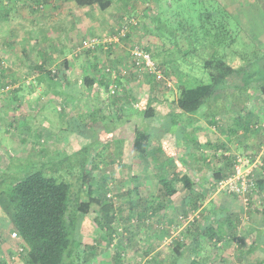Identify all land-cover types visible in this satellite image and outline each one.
<instances>
[{
	"label": "rangeland",
	"instance_id": "1",
	"mask_svg": "<svg viewBox=\"0 0 264 264\" xmlns=\"http://www.w3.org/2000/svg\"><path fill=\"white\" fill-rule=\"evenodd\" d=\"M126 1L127 0H112L111 4L109 5L111 7H109V10L105 11L107 15L102 16L104 19L100 18L105 22V31L100 30L101 33H98V35H86V37L79 40V44V41L75 42L74 46L80 47V49L76 48L75 52L74 50L71 51L72 49L69 52L67 48H65L66 50L62 48V45L64 43L60 41L61 33L64 32L63 28H65L63 26L67 25L60 21V19L57 20L56 16L60 15V18H63L66 12L61 11L60 14L55 13L56 11L52 10L51 15L45 16V20L43 22L46 30L49 32L48 35H44L41 30L35 27V25L34 27H26L24 25V21L22 20H20L21 24L19 25H15L16 23L11 25V21H9L11 20V16L9 15H11L12 13H8V16H6L7 18L4 16V13H0V71H2V69H5L3 68L4 65L8 66V68H11L9 69L11 71V80H13V77L15 76L16 81L21 86L19 90L22 94H24V98L25 95L28 94L27 105L24 106L22 104L21 106H19L17 109V113L19 114L15 116V114L13 113L12 115L8 113L9 111H13V108H10L8 103V101L10 100L8 98L12 93V90L9 89L11 87L7 89L8 91H0V194H5L10 190L12 185L19 178L23 177L25 174L29 173L32 170L39 169L42 166V170L45 173H53L59 179L61 175V177L65 178L64 180H70L73 184L74 191H76L77 186H79L81 183L80 178L78 177L80 167L79 160H82L85 157H89L88 159L95 158V152L93 151L96 150L97 144L96 132L103 127L107 129V126H118V128H120L123 123V117L121 116L119 118H116L115 116H106L104 117L106 119H98V122L95 121L91 126H87L89 117L85 116L84 111H79L70 104L63 105V102L60 98V85L57 88L53 84L46 83L45 79H43V81L39 84L37 79L38 77H40V75H38L40 71L39 69L45 67L43 65V62H41L42 58L39 55L40 50L44 51L45 48H48V51L54 50V53L52 52L51 57L49 55H45L50 57L47 63H50V60L52 61V64L48 67L53 71L57 69L56 66L58 64V61L60 63V60H63V57L65 58L67 56L69 60L73 61L72 65L76 66V72L75 70L74 72L77 74L80 71L79 63L80 66L83 63L79 60V57L84 61H87V59L89 61H92L93 57L96 56L100 58L99 66H103L102 71L105 72L106 65H111V62H113L111 53H108L106 45L109 44L110 46H112L111 44L113 43H121L124 46L123 48L118 49V52L122 55L121 50H123L124 48L126 50H123V57L117 61V64L114 65V71L117 76L115 83L118 87L117 92L115 93V95H113L114 98H116V96H125L126 93L130 92L132 95L138 98H145L146 95L153 94L156 97L158 96L159 99L160 97L164 96L166 99L170 97L175 100L178 94L179 87H194L201 83H207L210 81L208 70L203 67L202 62L208 56V52H210L212 48L215 49L216 46L211 44L212 38L210 36L204 35L206 39H203V27H201V19L204 18H200L201 15H204L205 10L209 5L213 4L216 7L217 3L219 6L225 8L232 16L231 18H234L235 22L238 23L241 27V30L238 34L239 38L236 39V42L231 46V48L221 49L222 52L226 54H229L231 52L234 53L243 49V45L245 43L250 45L255 44L259 47L264 46V4L256 2L255 0H143L144 3L149 4L147 5L148 7L146 6V8L140 12L138 11L141 5L140 0H129L128 7L126 6L127 4H123ZM63 2H74V0H64ZM55 4L57 5L58 2ZM95 6V8L99 12V15H102L103 12L98 9L99 6ZM160 11L161 15L163 17H166L165 21L159 25V29L162 30L161 35L163 34L164 36H162V39H153L152 32H154L155 27H153L152 25V18ZM117 13H119V15L121 13L123 14L118 16ZM131 14L134 16L136 15V17L134 18L137 20V22L136 20L132 19L129 25H134L132 28L135 29L137 27L136 25L140 23V30L136 31L137 36L134 38L133 36H130L131 38L125 39L126 41L124 43V39H118L116 41H106L107 39L114 36V34H116L114 33V28L116 26H119L122 22H125L127 17ZM150 16L151 18H148ZM54 21L60 23V31L56 32L57 35L55 37L57 38V40H59V44L57 47L53 46L54 40H52L48 44V37L51 36V31L55 30L56 26L47 24ZM191 29L195 30V32L191 33ZM31 30V35H33V37H29V33ZM158 34H160V32H158ZM45 37H47V40L42 39ZM180 38H190L192 39V43L186 45L185 48H177L178 40ZM194 38L195 41H193ZM90 39L95 40V42L93 43L94 46L86 47L90 43ZM201 40L204 42L203 45L201 44ZM172 43L173 46L177 48L175 50L176 54L180 49L182 50L179 51L180 55H186L187 50L190 52L184 58L176 60L174 54L172 53ZM132 45H138L139 47L143 45L145 47L147 46L151 51L155 62L158 63V66L162 70H165L164 75L171 81L166 82V80L158 79L157 77H155V75L148 73L144 69H141L142 67L140 69L136 67V63H134L135 58L130 53ZM90 48L91 50H89ZM194 48L196 49L192 51ZM160 50V60H162L163 62H159V56L157 57L156 55V51ZM202 53L204 55H202ZM38 63H42L40 67H38ZM84 65L86 67L85 69L89 70V64H86V62H84L82 66ZM6 73L8 74L9 71H7ZM87 73H89V71ZM7 79V76L2 78V82L0 85V87L4 85L2 89L5 88V85H14L8 84L9 81ZM58 80L59 78L57 79L56 84ZM128 86H130L131 89H127ZM230 90L234 89L231 88L229 89V91ZM100 92L102 100L105 99L106 102L110 105L113 101L111 95H106L107 89L106 91H104V89L101 88ZM99 101H101L100 96ZM4 112L7 113V115L3 114ZM26 112H29V114L31 113V116H24ZM263 113L264 106L262 114ZM77 114H79L80 116H71ZM226 116L231 115L227 114ZM181 117L183 116H180L179 119ZM207 117L210 118L211 116H204V119ZM110 119L111 121H109ZM175 119H178V117H176ZM181 119L182 120L178 124L180 131L175 135L177 136L178 140L183 141L184 138V142L190 143L186 146H189L188 149L191 147L189 150L192 151L193 156H190L187 159L192 164L202 165L206 155H204L205 153L202 154V152L200 151L202 149L195 146L194 142H198L201 145V140L203 139L200 137L199 132H196L195 130L191 132L189 129L193 128V124L195 123V121H189L190 119H194L187 118V116ZM262 119L264 121V116H262ZM148 120L149 119H146V121ZM225 121L226 119H224V121L220 120V122ZM214 122L216 126V119ZM148 123L151 130H149V132L151 133V137H155L157 139V141L152 144L153 146H151V148L156 150L154 147L163 148L164 146V148L168 147L172 149V147H169L168 143L164 142L163 140H160L159 146L155 145L159 141V134L161 135V130H163L162 126L157 125L155 119H151L149 122H145L144 128L143 126H139V120L137 121L136 125H138L139 129L143 130L146 129ZM169 123L172 126L174 124V121L170 119ZM220 127L218 128L220 129ZM133 131L134 127L131 126L129 129V139L133 137ZM185 131H187L188 133H185ZM206 133H208V131H206ZM221 134L223 135V133ZM154 140L155 139H153V141ZM263 142L264 138H262V136L259 139L256 136H253L251 148L242 152L251 153V151L253 150H259L257 151L258 153L261 151V148L264 151ZM83 146L85 147L84 150L82 152L78 151L80 147ZM89 148L91 151L89 150ZM184 148L185 147H183L182 149ZM207 151L209 152V150ZM177 153L183 154L182 152H180V150L177 151ZM244 153H241L240 155ZM107 154L108 155H106V157H103V159L105 158V160L100 158V155L98 156L100 159L96 157L95 163L94 161H91L87 162V165L91 164L92 168H90L92 170V178L90 180V183L94 187V195L100 196L101 198H103L104 195L106 199L110 200L115 211L116 219L124 224L123 226L119 223L116 226L122 228L120 232L116 229L118 231L117 234L126 232L124 230L125 227L129 232V227L132 228L133 225H136L135 223H138L139 227H141V219L139 215L142 209L149 217L148 219H151L152 222H155V227L160 226L161 224H158L159 222L167 220L165 217H163L164 214L159 217L160 215L158 212L162 211V209L158 208L159 211H156V214L155 212H152L151 209L147 210L145 208H147L148 205L152 202L158 204V200L160 199H157V196H159V194L161 193V187L158 182V178L160 175L165 174L167 171H171L169 169V166L171 164L167 165L164 161V153H151L146 156H141L140 160L142 162L139 163V167L130 169L121 167L120 164L115 165L113 163L112 159L115 160L116 158H118L117 155L119 154L114 144L112 145V149L107 151ZM62 156L68 159L60 162V164H53ZM122 156L123 154L121 152V157ZM183 156H185V154L177 157L180 161H182L184 159ZM127 157H129V155H127ZM97 158L99 162L97 161ZM7 159L8 163L4 165V161H7ZM75 159H78V162L74 163ZM171 161L174 160L171 159ZM99 163H101V166L99 165ZM147 164H150L149 167L144 168V165ZM57 166L59 167L57 168ZM74 166H78V168ZM194 174L195 172L193 170H190L189 174L186 173V180H195L197 175ZM182 180L184 181V178L181 179V181ZM212 180L214 182L215 179L212 178ZM202 188L204 193L203 198L199 200L201 201L200 206L204 202V198H208L211 196L216 197V193L221 192L210 185L206 186V188H204L203 185ZM134 190H137V205L134 207V209H132V207H130V205L128 204L129 197L127 192H134ZM188 191V189L182 187L181 190L175 195V198H177V200L169 210L177 209L175 205H181V196ZM192 191L197 192L196 189H193ZM83 194L84 195L81 194L79 200L87 199L85 190H83ZM133 196H135V192ZM235 198L232 199L234 200ZM218 200L219 199L216 200L217 203H219ZM236 202L237 210H240V212H242L243 214L244 219H246L249 216L248 208H245L243 206L244 204L241 205L239 201ZM130 212L132 215L128 216ZM183 212H185V210L180 206V208L177 209L178 216H176L175 221L171 225L169 223V226L166 229L163 228L162 230V228L159 227L160 231L164 233V231L167 230V236L171 235L174 230H177L180 227H185V230L187 231L192 227L191 224L196 223V221L200 220V215L198 214L197 218V215L194 216L193 211L190 209L186 211V213L189 212L188 214H183ZM253 217L256 220L257 218H259V214L255 212L253 214ZM90 219V225L92 226L91 231H96L97 233H99L100 237L102 236L105 238L104 234H108L107 229L104 227V231L101 232L99 228L103 226H101L100 223H97L95 221L93 222L92 217H90ZM186 222L188 223L184 226V223ZM239 222L238 223L243 227L242 220H240ZM2 224L8 225L7 229H4L3 233H6L5 240L6 242H10L9 245L11 251L14 253H21L18 251L20 243H18L15 239L10 238V231L12 230V228L8 223L6 224L4 220L1 221L0 225ZM242 227L240 228L242 229ZM152 229L156 233V235H158L157 232L159 230H157L156 228ZM134 230L135 229L132 230L133 233ZM242 235L244 234L242 233ZM135 237H133V240H131L130 242L131 247L133 248L130 247L131 250H128L124 253V255L128 257L127 260L130 259L129 255H131V251H133L134 253L137 252L136 248L134 247L138 239H136ZM184 237L185 235L182 233L179 237L181 242H184ZM139 240L141 241V245L144 246V242L142 241L143 239L140 238ZM118 241L120 242L119 244H121V242H123V238H120ZM232 241L228 242V240H226L225 243L227 245H231ZM175 244L176 242L173 243V245ZM116 245L117 243L115 244V246ZM138 249L141 248L138 247ZM217 249L218 248H216V255L218 257H223L225 255L231 258L232 256L236 255L234 249L232 248L226 247L221 249L219 252L217 251ZM208 252L209 255L212 256L213 254L211 253L215 252V250L209 248ZM1 255L2 253L0 252V256ZM24 255L25 254H23V256ZM85 263L86 262H84V264ZM69 264H74L73 259H70ZM125 264H131V262L128 261Z\"/></svg>",
	"mask_w": 264,
	"mask_h": 264
},
{
	"label": "trees",
	"instance_id": "2",
	"mask_svg": "<svg viewBox=\"0 0 264 264\" xmlns=\"http://www.w3.org/2000/svg\"><path fill=\"white\" fill-rule=\"evenodd\" d=\"M60 1L63 2L64 0ZM74 1L80 6L96 4L100 9L109 7L112 2V0ZM140 1L141 5L138 9L139 12L144 10L149 4L144 3L143 0ZM255 1L264 4V0ZM41 2H43V0H34L31 4H27V7L31 12L41 14L44 11V7L39 9L32 7V5L40 4ZM128 3L129 0L123 4H127L126 6L128 7ZM208 7L206 8L204 15H201L200 18H204L201 19L203 39H206L204 35L210 36L212 38L211 44L216 46L215 49L212 48V50L208 52V56L202 62L203 67L208 70L210 81L194 87H179L177 97L173 101L166 98L162 99L161 97L159 99L158 96L156 97L153 94H148L149 96L147 98L139 99L136 96L134 97L130 92L126 93L125 96H116V98L112 96L113 102L110 105L105 99L99 101L101 88L106 91L110 82V77L102 71L103 66H99V68L96 69V56L92 59L94 65H91V68H94L91 69L88 74H85L83 77L81 76L80 90L76 96L72 93V90L66 89L67 86H71V82L68 81L65 72L68 68L66 58L63 57V60H60V66H57V69L54 68L55 71H53L46 66L49 58L44 56L42 59L45 67L39 70L42 77L47 78L50 81V84L56 86V81L59 77L57 84L60 86L64 84L67 85L65 89H61L62 92L60 91V96L64 93L63 96L69 101L71 106L79 111H84L85 116H89L87 126H91L94 124L93 122L98 119H106L104 118L106 116H115L116 118H119L120 116L135 118L136 116H139L137 118L140 121L139 126H143L144 128L145 122H149L151 119H155V121L159 118H163L164 120L166 118L168 121L172 119L174 125L177 126L178 121L181 120V118H185V116H187V118H193L188 116H195L197 118L211 116L210 118H215V116H226L229 114L231 116H239L241 119L239 122L243 132H257L262 138H264V121L262 119V116H264V113L262 114L264 106V46L259 47L255 44L250 45L245 43L243 49L234 53L231 52L226 54L222 52L221 49L231 48L236 42V39L239 38L238 34L241 27L235 22L234 18H231L232 16L230 13L217 3L216 7L213 4ZM134 17H136V15L134 16L131 14L123 23H128V21L132 19L136 20ZM148 18H151V16ZM165 18V16L163 17L161 15V11L152 18V25L155 27L154 32H152L153 39H162V36H164L163 34L161 35L162 30L159 29V25L165 21ZM131 26L132 25L128 26V31L124 36H120V39L126 41L125 39L131 38V31L129 30ZM158 32H160V34H158ZM194 32L195 30L191 29V33ZM114 33H116V30ZM193 41H195V38ZM191 43L192 39L190 38H180L178 40L177 48H185L186 45ZM201 44H204L202 40ZM109 47L110 46L107 45V49H110ZM76 48V46L73 47L72 51L74 50L75 52ZM171 48L173 49L172 53L176 60L184 58L190 52L187 50L186 55H180L179 51H182L180 49L176 54L175 50L177 48L173 46V43ZM195 49L196 48L192 51ZM89 50H91V48ZM140 50L143 53L148 54L154 66L161 71V75L158 77L154 73L149 72L145 61L141 59L138 61L134 59L136 67L139 69L142 67L141 69L155 75L158 79L166 80V82L171 81L164 75L165 70H162L158 66V63L155 62L149 48L143 45L140 47ZM160 53L161 50L156 51L157 57L159 56V62H163L160 60ZM202 55L204 54L202 53ZM41 64L42 63H38V67H40ZM106 67H111L113 69L114 65L107 64ZM231 88L234 90L229 91ZM127 89L129 88L127 87ZM117 90L118 87L116 88V91ZM16 108L18 107H14L13 110ZM29 115L31 116V114ZM71 116L80 115L77 114ZM180 116L183 117L179 119ZM176 117H178V119H175ZM146 119L149 120L146 121ZM109 121H111V119ZM160 126L164 129L163 122L160 123ZM115 128H117V126H107V129L103 127L99 130L100 132H96L97 144L96 150L93 151L95 152V160L96 157L101 155L100 153L103 149L109 146V142L115 139L113 134V129ZM149 130V123L147 124L146 129L143 130L139 129L138 125H135L133 131V152L138 157H141L151 153H158V151H164L167 158H171L172 160L178 159L174 149L168 147L164 148V146L163 148L154 147L156 150L152 149V141L156 138L151 137ZM159 138L161 139L160 134ZM163 141L167 143V141ZM194 145L199 147L200 143L194 142ZM84 148V146L80 147L78 151L82 152ZM257 151L253 150L251 153L245 152L243 154L251 157L259 156L260 159L259 163H257L252 171L251 177L253 179L254 188H252V192L248 193L249 202L244 204L242 198L237 194L225 193L228 197H236L234 200L239 201L241 205L244 204L243 206L248 208V218L253 217L255 212L259 214L261 210L264 209V151L258 153ZM201 152L203 154L202 150ZM187 154H185L184 157H186ZM220 154L224 156L223 152H220ZM189 155L193 156L192 152L189 153ZM237 155L240 154L224 156L226 157V162H229L230 164V172H232L233 164ZM129 156H131V153ZM88 158L85 157L84 159L79 160L80 167L78 177L80 178L81 183L77 186L76 191H74L73 184L70 180L66 179L69 182L64 180L65 178L61 177V175L59 179L53 173L47 174L42 170V166L19 178L8 192L3 195L2 193L0 194V209L4 215H6V218L11 224L12 231L17 235V238L14 239L20 243L21 247L24 246V252L22 254H25V259L28 264H69L71 255L75 251L77 243H79L80 226L86 215L90 214L93 221L100 223L101 226L105 228H109L114 221L115 212L110 200L106 199L104 195L103 198L94 195V187L90 183L92 178V168L91 164L87 165V162H91V159ZM67 159L68 158L62 156L53 164H60V162ZM184 159L187 160V158ZM95 160L93 161L95 162ZM74 161L72 162L76 163L78 162V159H75ZM178 163L179 165L184 166L183 161L179 160ZM169 164L172 165V162L168 161L167 165ZM58 167L59 166H57V168ZM74 167L78 168V166ZM180 173L181 166L159 176L158 182L161 187V198L158 200V204L153 202L150 203L146 208L147 210L151 209L152 212H156L159 210L158 208L164 209L165 205L169 203L168 201L170 197L181 187H185L192 193L191 197H188V201L186 200L188 206L187 210L190 209L195 211L200 207L201 201H199V198L201 197V193H199V186L190 179L186 180V172L183 174ZM229 173L221 174L220 172H217L214 174V179H223ZM183 178L185 182L183 180L181 181ZM210 186H213V184ZM193 189L199 191L195 193L192 191ZM83 190L86 192L87 199L79 200L81 194L84 195ZM134 192L136 194L137 190H134ZM134 192H127L129 197L128 204L132 209L137 205L136 198L133 196ZM232 198L229 200H233ZM183 204H185V202H183ZM217 207L218 203L213 201L210 208L216 211V222L214 221L209 224L206 223V226L203 228H197L195 226V231L192 232V234L189 233L194 235V245H197L196 241L201 237H204L207 240L212 239L213 237L216 238V247L218 243L222 244V242L226 240H228V242L232 240L241 242V240L244 239L243 236H238L237 233H235L236 226L241 223L239 221L244 219L242 212L237 210V208L228 212L223 210L225 219L222 221L218 215L219 211L222 213V208ZM187 210H185V212ZM131 215L130 212L128 216ZM263 216L264 214L260 215L256 220L262 219ZM135 224L136 225H133L132 228L129 227V232L125 227L128 235L125 233L127 236L123 240L127 241L128 247H131L130 241L133 240L134 237V235L130 237V234H134L139 227L138 223ZM214 228H216V231ZM133 229H135L134 233L132 231ZM261 241L264 243V237H262ZM237 242L236 245L238 246ZM122 244L125 243L121 242V246ZM175 245L173 247L178 251L179 247L184 246V243L178 240ZM125 249L126 247L122 248L124 251ZM262 249L264 250V246ZM178 253L181 255V252Z\"/></svg>",
	"mask_w": 264,
	"mask_h": 264
},
{
	"label": "crops",
	"instance_id": "3",
	"mask_svg": "<svg viewBox=\"0 0 264 264\" xmlns=\"http://www.w3.org/2000/svg\"><path fill=\"white\" fill-rule=\"evenodd\" d=\"M57 2H58L57 5L47 3L43 8L44 9L43 13L41 14H36V13L31 12L29 8L27 7V3L24 0H11L10 4L8 5H4L0 2V13H4L5 17L8 16V13H12L11 15H9L11 16V20H9L11 21L10 23L11 25H13L14 23H16L15 25H19L21 24L20 20H22L24 21V25L26 27L28 26L34 27L35 25V27L41 30L44 35H48L49 32L46 30L44 26V22H43L45 20V16L51 15L52 10L56 11L55 13H60V14H61V11L66 12L63 18H60V15L59 16L57 15L56 19L57 20L60 19V21H62L65 25H67V26H63L65 28H63L64 32L61 33L60 41L64 43L62 45V48L64 49L67 48L69 52L73 47H75L74 43L81 40V38L86 37V35H93V34L98 35V33L99 34L101 33L100 30L105 31L106 26L103 20L104 18L102 16L107 15L105 11L109 10V7L111 6L107 7L108 9L107 8L100 9L98 7V9H100V11L103 12L102 15H99L98 10L95 8L96 4L89 5V6H80L76 4L75 1L74 2H61L60 0H58ZM23 6H26V7H23ZM117 14L118 16H120L123 13H121L120 15L119 13ZM100 18H103V19H100ZM47 25L56 26L55 30L51 31L52 33L51 36L48 37V44L52 40H54L53 46L57 47L59 44V40H57V38L55 37L57 35L56 32L60 31L59 29L60 23L54 21ZM133 26L134 25H132L129 29L131 31L130 36L131 37L133 36L134 38L137 36L136 31L140 30L139 29L140 23L136 25L137 27L135 29L132 28ZM115 30H116V27L114 28V31ZM31 33H32V30L29 33V37H33ZM42 39L47 40V37L42 38ZM124 42L125 41L123 40V43ZM79 43L80 41L78 42V44ZM111 45L112 46L109 45L110 49H108L107 51L108 53H111V57L113 60V62H111L112 65H115L117 64V61L123 57V50L125 51L126 49L124 48L123 50H121L122 52V55H121L118 52V49L123 48L124 45L121 43L119 44L113 43ZM47 49L48 48H45L44 51L43 50L39 51L40 52L39 55L41 56V58L44 57L45 55H49L51 57L52 52L54 53V50L48 51ZM49 56H46V58H50ZM65 58L67 59V67H68L65 72H66L68 81L71 82V86L68 87L66 84H64L60 86V91L62 92L61 89L62 88L65 89V87L67 86L66 89L72 90V93L75 94L76 96L80 90L81 76L83 77L85 74H88L87 72L94 68V67L91 68V65H94V63H92V61H89L88 59L87 61H84L79 57L80 61H82L83 63L86 62V64H89V67H88L89 70L85 69L86 68L85 65L82 66L83 63L81 64V66L79 63L80 71L76 74L75 73L76 66L72 65L73 61L69 60L67 56ZM95 59L97 62L96 69H98L99 68L98 63L100 62V58L95 57ZM41 62H43V59L41 60ZM51 64L52 63H47V66ZM57 66L58 67L60 66L59 61H58ZM3 68H5L6 70L2 69V71H0V85L2 82V78L6 76L8 78L7 80L9 81L8 84H14L11 86V88H9L12 90V93L10 94L8 98L10 99L8 101L10 108L19 107L22 104L24 106L27 105L28 94H26L24 98V94H22L19 90L21 86L16 81L15 76L13 77V80H11V71L9 70L11 68H8V66H5V65L3 66ZM7 71H9L8 74L6 73ZM38 75H40V77L37 78L39 84L43 81V79H45L46 83L50 84V81L47 78L42 77V74L40 71ZM6 86L7 85H5V87ZM3 87L4 85L0 87V91L2 92L8 91L6 88L2 89ZM56 87L58 88L59 84H56ZM128 88L131 89L130 86H128ZM63 94L64 93H62V96H60L61 101L63 102V105L70 104L69 101L63 96ZM148 96L149 95H146L145 98H147ZM161 98L165 99L164 96H162ZM100 99L101 101H103L101 98V95H100ZM168 100L173 101V98L169 97ZM17 109L18 108L14 109L13 111H9L8 113H10V115H12L13 113L15 114V116H17L19 114L17 113ZM29 112H26L24 116H28ZM3 114L7 115V113L5 112ZM138 117L139 116H136L135 118H130L129 116L123 117V123L121 127L118 128L117 126V128L113 129V132H114L113 134H114L115 139L109 142V146L107 148L103 149L100 158L103 159V157H106V155H108L107 151L112 149V145L114 144L116 150L119 152V154L117 155L118 158H116L115 160L112 159L115 165L120 164L121 167L129 168V169L139 167V163L142 161L140 160V157H138L133 152L134 135L130 139L128 138L129 129L131 126L135 128L134 125H136L137 121L139 120L137 119ZM188 117H193L194 119V120L190 119L189 121H195V123L193 124V128H189V129L191 132L195 130L196 132L200 133V137L203 140H201V145L199 146V148L202 149L203 153H205L204 155H206L208 158L205 156L206 158L204 159V162L202 163V165L192 164L188 159L187 160L183 159L182 160L184 163V166H183V165H179L180 162L178 163L179 161L178 159L171 161L170 160L171 158H167L164 151H158V153H164V156H165L164 161L166 162V164L168 161L172 162V165L169 166V169L171 171L181 166L180 174H183L184 172L189 174L190 170H193L195 172V174L197 175L196 179L195 180L190 179V180H192L193 182H195L197 186H199L200 188L199 193H201L200 194L201 197L199 199L201 200L203 198V193H204L203 188H202L203 185H204V188H206V186L208 185H211L212 184L211 181H213L212 178H214L215 173L220 172L221 174H226L230 172L231 170L229 166L230 164L229 162L228 163L226 162V157L224 156L244 153L242 151L248 150L251 148L252 137L256 136L259 139L261 135L257 132H251V131L243 132L241 129L242 127L240 126L239 120L241 119L239 118V116H215V118L207 117L205 119L204 117L203 118L202 117L197 118L195 116H188ZM215 119H216V126L214 124ZM224 119H226L225 122H220V120L224 121ZM181 120L178 121V124ZM169 121L166 118L165 120L163 118H159L156 120L157 125L158 124L160 125V123L163 122V126H164V129L161 130V133L163 135L162 134L160 135L161 139L159 138V141L160 140L167 141L169 147H172V149L175 150L176 156H180V155H184L188 153L187 155L188 157H190L189 153H191L192 151H189L190 149V148L188 149L189 146H186V145H189L190 143L184 142V138H183V141L178 140L177 136L175 135L180 131L178 124L177 126L174 124L171 126ZM218 127H220V129ZM206 131H208L209 134L206 133ZM185 133H188V132L185 131ZM221 133H223V135ZM156 141L157 139H155L152 142V144H154ZM159 141L155 145L159 146L160 145ZM253 145H256V144H253ZM183 147L185 148L182 149ZM179 150L183 154H178L177 151ZM207 150H209V152ZM121 152L123 154L122 157H121ZM220 152H223L224 156L220 154ZM130 153H131V156L127 157V155H129ZM187 155L186 157L184 156L183 157L188 158ZM8 159L7 161H4V165L8 163ZM90 159H92L91 160L92 162L93 160H95V158L94 159L90 158ZM103 160H105V158ZM99 165L101 166V163H99ZM149 165L150 164L144 165V168L149 167ZM181 188L170 197L168 201L169 203L165 205L164 209L158 212L160 215L159 217H161L164 214L163 217L167 219L159 223L157 221L158 224H161L160 226L155 227L156 226L155 222H152L151 219H148L149 217L147 216V214H145V211L143 209L141 210V213L139 215L141 219V222H140L141 227H138L137 231L134 234L131 233L130 237L132 235H134V237L137 235L135 237L136 239L139 240L140 238H142L143 239L142 241L144 242V246L141 245L140 240L139 242L137 240L136 241L137 243L135 244V247H134L136 248L137 252L134 253L133 251H131V255H129L130 257L129 260H127L128 257L124 255L126 251L131 250L130 247L127 246V241L123 240L125 244H122V246L121 244H119L120 242L118 241L122 237L123 239L126 238L125 233L127 232L117 234L118 231L121 230L122 228L116 227V226L119 223L120 224L122 223L119 220H117L115 217L111 226L109 228L108 227L106 228L108 231V234H104L106 238L105 239L102 236L100 237L99 233H97L96 231H93V230L91 231L92 229V226L90 225L91 216H89V214L84 217L81 223L80 231H79L80 232L79 233V243H77L75 247V251L72 253L70 259H73L74 264H84V262H86L85 264H125L128 261H130L131 264H134L137 262H143V264H264V250L262 249V247L264 246V243L261 241L262 237H264V216L260 220H255L254 217H251V218L247 217L246 219L242 220L243 227L241 225L236 226L235 233H237L238 236L244 237V239L241 240V242L239 241L237 242L235 240L238 243V246L236 245L235 241H232L231 245H227L224 241L222 242V244L218 243L216 247V238L214 237L209 240L205 239L204 237H201L196 241L197 245H194V240H193L194 235H191V234L192 232L195 231V228L196 227L203 228L204 226H206V223L209 224L214 221L216 222V215H215L216 211L210 208V205H212L213 201L216 202V200L219 199L217 208H222V213L218 210L219 218L222 221L225 219L223 210L228 212V211L235 210L237 208V202H236L237 200H234V201L227 200L232 197H228V195H226L225 193L220 192V193H216V197L211 196L208 198H204L205 200L202 203V205L198 209L193 211L194 216L197 215L196 216L197 218H198V214L200 215V220L196 221V223L191 224L192 227L189 228L187 231L185 230V227H180L179 229L174 230L171 233V235H168V236L166 235L168 234L167 230H165L164 233L161 232L159 227H161L162 230L163 228L166 229L169 226L168 225L169 223L171 225L175 221L176 216H178L177 209L180 208V206L184 210H187L188 208L187 206V201L189 199L188 197H191L192 195L190 191L185 192L181 196V200H180L181 205H175L177 209L169 210L171 209L170 207L177 200V198H175L176 197L175 195L181 190ZM198 191L199 190H197V192ZM136 196L137 194H135V198H137ZM160 198H161V193L159 194V196H157V199H160ZM183 202H185V204H183ZM188 213L183 212V214H188ZM262 214H264V209L261 210V212L259 213V216ZM0 220L1 221L4 220L6 224L8 223L10 227H12L8 219L6 218V215H4L1 209H0ZM187 223L188 222L184 223V226L187 225ZM122 225L124 226V224ZM7 227L8 225H3V224L0 225V240H1L0 241V251L2 255H5V256L6 255L9 256L10 254H16L11 251L10 245H9L10 242H6L5 240L6 233L4 234L3 232H4V229H7ZM142 227H145V228H142ZM240 227H242V229ZM152 228H156L157 230H159L157 232L158 235H156V233L153 231ZM99 229L101 232L104 231V227H101ZM214 229L216 231V228ZM124 230L126 231L125 228ZM11 231H10V238H13L11 236ZM182 233L185 235L184 242H183L184 246L179 247L177 251L174 249L173 243L180 240L179 237ZM242 233L244 235H242ZM152 238H155V239H152ZM116 243L117 245L115 246ZM242 244L244 247L242 246ZM126 246L127 248L125 249V251L122 250V248H125ZM138 247H140L141 249H138ZM226 247L234 249V252L236 253V255L232 256L231 258L225 255L223 257H218L216 255V248H218L217 251L219 252L221 249L226 248ZM209 248H212L215 250V252L211 253L213 254L212 256L209 255V252H208ZM178 252H181V255H179ZM22 253H20L19 256L15 259L16 261L15 264H28L26 262L25 255L23 256ZM0 264H5L4 258L3 259L1 258Z\"/></svg>",
	"mask_w": 264,
	"mask_h": 264
},
{
	"label": "built area",
	"instance_id": "4",
	"mask_svg": "<svg viewBox=\"0 0 264 264\" xmlns=\"http://www.w3.org/2000/svg\"><path fill=\"white\" fill-rule=\"evenodd\" d=\"M27 4H31L34 0H24ZM58 0H43L40 4L32 5L34 8H41L44 7L45 4H55ZM0 2L4 5L10 4L11 0H0ZM129 23H131V20L128 21V23H121L119 26H116V34L112 36L111 38L107 39L106 41H116L120 39V36H124V34L128 31ZM90 43L86 47H93L94 46V39H90ZM107 46V45H106ZM132 48V49H131ZM130 49L131 55L135 57L136 60H143L145 61L146 66L148 67V71L154 73L156 76L161 75V71L157 69L148 54L143 53L140 50V47L138 45L132 46ZM77 49H80V47H77ZM105 73L108 74L110 77V82L107 86V96H113L115 95L116 91V83L115 80L117 78L116 73L114 71V68L106 67ZM12 85H7L5 88L8 89ZM262 147V146H261ZM263 148H264V142H263ZM262 148L261 151L262 152ZM259 156L251 157L249 155H237L235 158V162L233 164L232 172H230L225 178L220 180H214L212 183L213 186L223 193H235L238 196L242 198V201L244 204H247L249 202V192H252V188H254V183L252 179V171L256 167L257 163H259ZM134 221V220H133ZM132 221V222H133ZM121 231V230H119ZM11 236L13 238H17V235L14 231L11 232ZM19 252H24L23 247H19ZM20 253L16 254H10L8 255H1L0 259H5V264H15V259L19 256ZM134 264H143V262H137Z\"/></svg>",
	"mask_w": 264,
	"mask_h": 264
}]
</instances>
